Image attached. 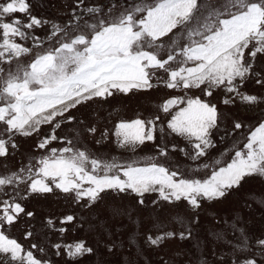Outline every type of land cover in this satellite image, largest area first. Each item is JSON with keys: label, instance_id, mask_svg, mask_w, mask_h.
Returning a JSON list of instances; mask_svg holds the SVG:
<instances>
[{"label": "snow or ice", "instance_id": "6c2138e0", "mask_svg": "<svg viewBox=\"0 0 264 264\" xmlns=\"http://www.w3.org/2000/svg\"><path fill=\"white\" fill-rule=\"evenodd\" d=\"M32 8L31 0H0V264H53L34 230L23 233L32 241L27 246L11 235L24 218L29 225L35 218L27 204L37 197L59 193L91 213L109 193L134 196L138 206L157 210L156 234L150 231L146 243L159 248L191 235L188 225L198 217L185 212L224 199L249 178L264 179V121L249 130L230 159L205 162L217 137L245 127L233 120L227 129V117L210 99L214 93H222L224 106L264 104V95L245 87L252 81L264 88V0H72L69 21L52 24L43 39L36 30L49 21ZM161 86L183 95L164 99L150 116L119 119L111 132L100 133L132 153L152 143L156 156L143 162L104 158L77 146L79 129L71 138L61 135L69 126L97 134L95 125L74 114L94 100L106 103ZM172 135L184 146L173 143L169 150L164 141ZM29 137H39L34 149L40 150L30 159L18 142ZM177 151L199 163L181 167L169 159ZM165 203L176 206L169 222L184 230H166L160 218ZM109 210L108 219L130 216L115 201ZM76 220L71 212L59 218L58 228L51 217L45 223L63 235ZM250 240L242 231L231 264H264V238ZM50 247L68 261L94 252L85 240Z\"/></svg>", "mask_w": 264, "mask_h": 264}, {"label": "rangeland", "instance_id": "374dc122", "mask_svg": "<svg viewBox=\"0 0 264 264\" xmlns=\"http://www.w3.org/2000/svg\"><path fill=\"white\" fill-rule=\"evenodd\" d=\"M31 3L32 14L49 21V24L36 30V35L42 39L50 32L52 24L64 25L70 19L72 0H31ZM45 43H48L47 40ZM245 87L250 93L264 95V88L255 85L252 81H249ZM190 94L200 95L198 90H193ZM176 95L183 93L161 86L150 92L129 96L118 94L106 103L94 100L80 107L79 112L74 114L81 116L89 126L95 125L98 128L97 134L84 133L79 126H69L61 135L71 138L79 129L83 134L75 137L77 146H83L93 155L104 158L116 157L121 161L137 159L143 162L147 157L157 155L158 150L152 143H147L137 152L132 153L119 148L111 136L103 140L100 133L105 128L111 132L113 125L119 119H132L137 113L150 116L164 99ZM221 98L222 93L217 91L210 99L221 107L224 116L227 117V129H231L233 120L243 122L245 127L223 140L217 137V146L210 150V158L205 159L208 163L214 159L222 161L230 159L235 149L242 147L246 142L245 137L249 130L264 121V104L255 107L240 104L224 106L220 104ZM48 130L47 126L43 128V132ZM224 131L225 127L222 126L221 133ZM38 138H20L18 141L29 159L33 151L37 155L40 154V150L34 149ZM96 140H101V143L97 144ZM164 143L169 145V150L173 143L178 147H183L185 144L182 138L174 135L167 136ZM53 146L60 147L55 143ZM157 158L159 159L158 156ZM169 159L174 163L180 162L181 167L185 169L190 166L195 167V164L199 163L188 160L179 151L172 153ZM153 198L149 196L148 200ZM114 201L126 206L130 216L108 219L109 206ZM27 208L35 213V218L31 220L30 225L27 218H24L11 230V235L27 246L32 241L24 240L23 233L26 230H34L36 241L48 249L47 258L52 260L53 264H162L163 261H168V264H231V260L235 258L233 249L239 242L242 231L251 237L250 244L257 238H264V179L259 177L247 179L239 189L233 190L222 200L205 202L196 213L185 212L189 217L193 215L198 217L196 222L188 225L191 235L183 240L179 238L168 240L159 248L146 243V236L150 231L156 234L153 223L157 210H153L150 204L147 207L138 206L134 196L120 198L109 193L97 206L98 210L91 213L87 209H79L70 202L69 198L59 193L34 198L28 202ZM162 208L160 218L165 223L166 230L177 232L184 230L179 223L169 222L168 218L176 210V206L165 203ZM185 208L183 203L178 206L182 212ZM71 212L76 213L77 220L68 226L67 233L62 235L47 227L46 218H53L58 228L59 218ZM76 240H85L88 246L94 248V252L76 261H68L63 256L53 254L55 249L50 247L51 244L71 243Z\"/></svg>", "mask_w": 264, "mask_h": 264}]
</instances>
